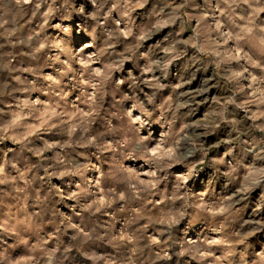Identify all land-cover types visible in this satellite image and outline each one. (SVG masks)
Returning <instances> with one entry per match:
<instances>
[{"label": "clouds", "instance_id": "obj_1", "mask_svg": "<svg viewBox=\"0 0 264 264\" xmlns=\"http://www.w3.org/2000/svg\"><path fill=\"white\" fill-rule=\"evenodd\" d=\"M0 264H264V0H0Z\"/></svg>", "mask_w": 264, "mask_h": 264}]
</instances>
